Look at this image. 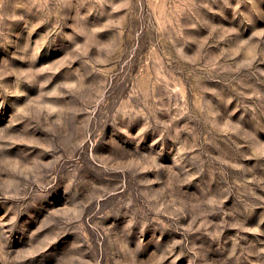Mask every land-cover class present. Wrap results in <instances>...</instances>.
<instances>
[{
  "label": "rangeland",
  "instance_id": "rangeland-1",
  "mask_svg": "<svg viewBox=\"0 0 264 264\" xmlns=\"http://www.w3.org/2000/svg\"><path fill=\"white\" fill-rule=\"evenodd\" d=\"M0 264H264V0H0Z\"/></svg>",
  "mask_w": 264,
  "mask_h": 264
}]
</instances>
